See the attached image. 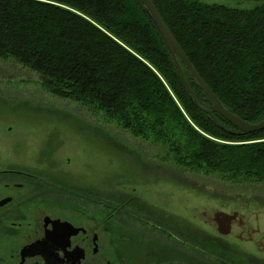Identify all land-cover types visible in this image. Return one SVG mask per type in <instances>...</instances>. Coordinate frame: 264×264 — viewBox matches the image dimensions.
<instances>
[{"label":"trees","instance_id":"1","mask_svg":"<svg viewBox=\"0 0 264 264\" xmlns=\"http://www.w3.org/2000/svg\"><path fill=\"white\" fill-rule=\"evenodd\" d=\"M219 101L264 120V4L152 0ZM0 60L23 66L52 97L115 124L179 172L264 186V131L243 134L200 111L137 0H0ZM199 104L211 107L184 65ZM159 157V156H158Z\"/></svg>","mask_w":264,"mask_h":264},{"label":"rangeland","instance_id":"2","mask_svg":"<svg viewBox=\"0 0 264 264\" xmlns=\"http://www.w3.org/2000/svg\"><path fill=\"white\" fill-rule=\"evenodd\" d=\"M201 1L241 9L264 4ZM160 156L102 115L52 97L23 66L0 60V172L34 176L17 183L27 192L32 187L33 199H46L13 222L30 223L44 209L84 229L74 241H95L97 254L114 264H264V186L232 187L179 172ZM19 193L18 201L25 195ZM220 212L244 220L223 236L215 222ZM17 229L13 241L20 245L27 233ZM2 247L0 264H11ZM84 248L92 254L88 243Z\"/></svg>","mask_w":264,"mask_h":264},{"label":"flooded vegetation","instance_id":"3","mask_svg":"<svg viewBox=\"0 0 264 264\" xmlns=\"http://www.w3.org/2000/svg\"><path fill=\"white\" fill-rule=\"evenodd\" d=\"M17 179H21L27 183L33 181L34 176L26 174L24 172L12 170L11 168H8L7 170L5 169L0 172V244L2 245V243H4L7 246V248L2 247V249L4 250L2 251V254L5 258L8 257L9 260L10 258L13 259L11 264H90V262L97 256H102V254H97L98 252H95L92 249L90 244V242L92 241L91 239L80 242L74 241L77 237L84 233V229L73 225L69 221L61 220L57 217L54 218L51 215L47 214L44 209L37 208L30 223L25 224V221L23 220H18L22 221L18 223L13 222L16 217H20V215L24 216L25 212L29 210L30 206L36 205V201L43 200V202H46V199L41 196H37L35 199H33V197L30 195V192L33 193L32 187L30 189V192H27L26 183H17ZM24 190H26V192ZM20 191L24 192L23 194L25 195L24 197H22V200L18 201L21 197H19L18 200H16L15 197L20 194ZM41 217L42 219L49 218L53 221L58 220L60 222L68 223L74 229L80 230V233L77 236L72 237L67 242L65 249L61 242L58 241V239H55L54 243L49 245L31 244L27 246V248L23 252L22 248L27 243L41 241V233L43 227V223L40 220ZM16 224H18V229L15 227ZM45 228L47 229L50 227L45 226ZM13 229H17V231L22 234H28L23 237L24 242L22 244L15 245L13 241V239L15 238V231H12ZM31 229L33 230V232H30ZM87 243L88 247H90V249L92 250L91 255H89V252H86L87 248H84ZM74 249L79 250L77 256L82 255V258L80 260H72L70 253ZM80 251H82L83 253H80ZM24 255L26 257L23 260L22 257ZM109 263L114 264L111 261H109Z\"/></svg>","mask_w":264,"mask_h":264},{"label":"water","instance_id":"4","mask_svg":"<svg viewBox=\"0 0 264 264\" xmlns=\"http://www.w3.org/2000/svg\"><path fill=\"white\" fill-rule=\"evenodd\" d=\"M137 2L143 7L145 12L147 13L148 17L150 18L151 22L153 23L154 27L156 28L158 34L160 35L163 43L165 44L172 61L177 68L178 72L180 73L187 89L189 92L190 99L194 103V105L203 113L213 115L217 114L223 117L226 121H228L231 125H233L236 129H238L241 133L249 135L254 133H259L264 131V120L259 124H250L237 115H235L231 110L227 109L215 96V94L211 91L209 86L203 80V78L199 75L187 55L182 50L181 46L177 42L176 38L170 31V29L165 24L162 16L160 15L157 7L155 6L152 0H137ZM182 65L185 66L187 71L189 72L192 81L195 83L196 87L202 91L206 97L209 99L211 103V107L209 109H205L203 106L199 104L197 101L195 94L188 85L187 81L185 80L184 71ZM43 223L42 233H41V241H36L32 243H27L23 248V252L27 248V246L31 244H38V245H46L54 243L55 239L61 242L66 247L67 242L72 238L77 236L80 233V230L74 229L70 224L65 222H60L58 220H51L49 218L40 219ZM244 217L241 214H233L228 215L226 213L220 212L215 217V222L217 223V230L220 235L227 236L230 235L232 232V228L235 224L243 222ZM50 227V228H45ZM29 240V239H28ZM27 240V242H28ZM92 249L95 252H98V245L95 241L90 242ZM78 249H74L71 251L70 255L72 260H80L82 255L77 256ZM80 253H83L80 251ZM25 255L22 257L23 260L25 259ZM90 264H110L109 261L102 257L97 256L94 260L90 262Z\"/></svg>","mask_w":264,"mask_h":264}]
</instances>
